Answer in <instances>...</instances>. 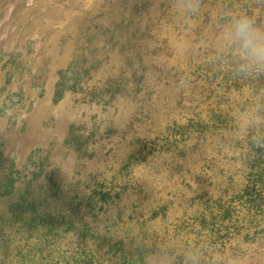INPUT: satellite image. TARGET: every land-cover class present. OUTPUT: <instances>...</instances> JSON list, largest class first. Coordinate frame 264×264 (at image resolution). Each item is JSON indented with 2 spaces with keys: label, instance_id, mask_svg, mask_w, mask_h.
Masks as SVG:
<instances>
[{
  "label": "rangeland",
  "instance_id": "374dc122",
  "mask_svg": "<svg viewBox=\"0 0 264 264\" xmlns=\"http://www.w3.org/2000/svg\"><path fill=\"white\" fill-rule=\"evenodd\" d=\"M168 3L0 0V264H141L166 242L264 264V147L231 135L253 84L200 43L212 13L264 25V0H204L191 31Z\"/></svg>",
  "mask_w": 264,
  "mask_h": 264
},
{
  "label": "clouds",
  "instance_id": "9594fccd",
  "mask_svg": "<svg viewBox=\"0 0 264 264\" xmlns=\"http://www.w3.org/2000/svg\"><path fill=\"white\" fill-rule=\"evenodd\" d=\"M204 0H169L170 16L181 30L191 31L199 19ZM212 37L201 40V46L210 49L213 60H226L232 73L253 86L234 97L237 110L233 113L231 135L235 140H251L264 147V87L255 82L264 78V25L258 24L247 11L212 13ZM141 264H216L197 246L185 244L178 249L169 242L142 255Z\"/></svg>",
  "mask_w": 264,
  "mask_h": 264
},
{
  "label": "trees",
  "instance_id": "16d2710c",
  "mask_svg": "<svg viewBox=\"0 0 264 264\" xmlns=\"http://www.w3.org/2000/svg\"><path fill=\"white\" fill-rule=\"evenodd\" d=\"M18 26H20V24H14V23L9 24V27L12 28V31H14L15 34H17V32H18ZM123 224H124V222H123Z\"/></svg>",
  "mask_w": 264,
  "mask_h": 264
}]
</instances>
